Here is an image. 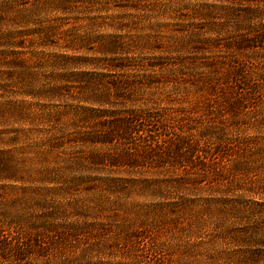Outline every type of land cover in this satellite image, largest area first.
Masks as SVG:
<instances>
[{"label":"rangeland","instance_id":"374dc122","mask_svg":"<svg viewBox=\"0 0 264 264\" xmlns=\"http://www.w3.org/2000/svg\"><path fill=\"white\" fill-rule=\"evenodd\" d=\"M48 2L40 95L0 93L25 110L0 115V264H20L46 211L140 242L95 264H264V0Z\"/></svg>","mask_w":264,"mask_h":264},{"label":"trees","instance_id":"16d2710c","mask_svg":"<svg viewBox=\"0 0 264 264\" xmlns=\"http://www.w3.org/2000/svg\"><path fill=\"white\" fill-rule=\"evenodd\" d=\"M0 1H2V4H0V93L9 91L11 86H18L17 89L19 88L20 90H27L25 94L32 93L34 97H37L40 95L41 91L33 89V87H36V83L40 82L36 72L38 66L35 64V62L37 60H42V57L36 55V50L46 48L47 43H51L50 39L52 38V35L51 33L47 32L46 28L38 25L36 21L37 16L33 12H43V2L45 1L47 5H49V2L48 0H34L35 3L32 5V10L26 9L27 7L25 8L30 14H23L26 13V10L21 12V14H9L12 3L18 4L20 8L18 0H7L6 2L4 0ZM39 4L41 8L38 7ZM33 20L36 24V30H34L31 34H25L24 31H22L25 28L24 22L34 23L32 22ZM27 38H29L28 41H26ZM24 49H32L33 51L31 52L30 56H25L23 54ZM23 56L27 58H24ZM64 61L65 60L62 58H59L53 64H55L57 67H61ZM1 108L3 109V111L0 110V115L2 117H7V115L14 114L20 117L25 116V110L23 104L21 103H9L6 106L3 105ZM8 108H11L9 113L7 111ZM112 124L114 127H117V130L125 126V123L119 121L113 122ZM118 132L119 130L116 133L112 132L110 134L101 136V138L96 137L92 139H103L104 142V139H112L115 134H118ZM122 136L120 134V137ZM96 143H99V140ZM11 163L12 162L8 160L1 162V167L7 166ZM70 170H76V168H70ZM42 175L45 176L44 180L53 176L52 173L48 174V172L43 173ZM57 181L59 180H55L53 183H57ZM65 185L67 187H71V185L74 184L66 182ZM43 203L45 205L51 204L49 200L36 201V204L39 206L43 205ZM79 206L81 209L86 208L83 205ZM61 213L62 214H57L53 211H46L42 215V219L44 221L41 228L36 231L38 234L34 236L36 237V239H33L34 243L32 242L30 246L26 245L24 250L20 249V253L15 255L17 258L14 263L95 264L93 255L96 254V256L102 258L100 255L102 251L107 248L108 244L114 246L115 250H122L121 248L129 244H136L140 246V242H135V240L131 239V237H129L128 240H124L123 242L119 240H113L114 244L108 242L104 243V240H91L88 238L89 227H91V225H87L86 222H68V224H60L57 219L60 217V215L65 214L64 212ZM42 238L50 240V244L47 246L44 244V246H42ZM102 242L103 244H101ZM4 245L5 244L3 243L2 246ZM53 250L55 251L54 254ZM15 256L13 257L15 258ZM96 264L102 263L99 260Z\"/></svg>","mask_w":264,"mask_h":264}]
</instances>
